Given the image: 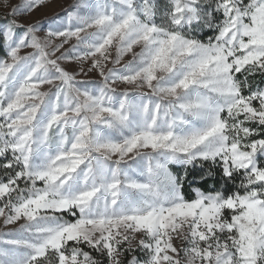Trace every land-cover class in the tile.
<instances>
[{"label": "snow or ice", "instance_id": "1", "mask_svg": "<svg viewBox=\"0 0 264 264\" xmlns=\"http://www.w3.org/2000/svg\"><path fill=\"white\" fill-rule=\"evenodd\" d=\"M48 2L0 25V264H264V0Z\"/></svg>", "mask_w": 264, "mask_h": 264}, {"label": "rangeland", "instance_id": "2", "mask_svg": "<svg viewBox=\"0 0 264 264\" xmlns=\"http://www.w3.org/2000/svg\"><path fill=\"white\" fill-rule=\"evenodd\" d=\"M23 3V0H0V25H3L8 17H10L12 11ZM77 3V0H49L47 7H41L27 15L18 16L17 19L24 25L35 24L36 22H41V28L47 29L51 22L47 17L54 16L55 13H60L63 17V9L69 8L70 5ZM45 32H41L40 35L43 36ZM26 54V52H22ZM84 79V77H81ZM90 80L99 81V76L96 73L90 74L88 77ZM123 87V86H121ZM2 227V223H0ZM180 241L177 240L176 244L179 245Z\"/></svg>", "mask_w": 264, "mask_h": 264}, {"label": "trees", "instance_id": "3", "mask_svg": "<svg viewBox=\"0 0 264 264\" xmlns=\"http://www.w3.org/2000/svg\"><path fill=\"white\" fill-rule=\"evenodd\" d=\"M172 170L174 172L179 171V169L176 168V166H172ZM206 171L207 170L205 169L204 172H206ZM201 175H202L201 170L197 169V170L193 171L190 169L189 175H188L186 183H185V189L190 191V186L195 187V186L202 185L203 181L201 180ZM209 184H211V182H209Z\"/></svg>", "mask_w": 264, "mask_h": 264}]
</instances>
